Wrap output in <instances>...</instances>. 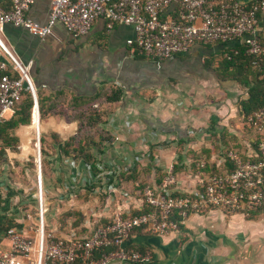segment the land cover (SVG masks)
<instances>
[{"label":"crops","instance_id":"1","mask_svg":"<svg viewBox=\"0 0 264 264\" xmlns=\"http://www.w3.org/2000/svg\"><path fill=\"white\" fill-rule=\"evenodd\" d=\"M243 1L249 4L255 0ZM179 2L180 0H174L163 14L164 19L175 16ZM12 3L13 0H0V12L9 10ZM50 13L51 0H35L28 17L45 26ZM259 23L263 28L264 13ZM1 36L13 54L29 67L37 99L39 96L43 101L46 115L44 119H48L44 122V134L51 138L56 136L61 142L68 140L69 136L75 134L78 124L67 122L64 120L70 119L67 115L54 114L55 111L63 109L68 115H72L70 113L93 104L99 106L102 111H106L107 115L104 114L105 117L102 118L108 119L106 128L114 138L111 144H106L105 152L111 151L117 155L120 159L117 162H126V169L131 160L139 159L134 167H129V171L136 175L132 178L134 180L139 179V172H151L150 168L164 172L157 179L151 177V181H148L151 184L146 183L147 181L142 183V177L136 181L141 183V187L155 188L171 168L175 175L178 174V163L172 166L168 161L172 150L161 148V142L175 139L177 143H182L196 130L203 131L205 136L206 133L212 134L208 127L213 119H236L238 116L245 119L239 112V100L236 107L213 104L211 100L214 93L213 78L220 76L221 71L220 63L214 68L213 61L221 55L224 58L228 49L242 46L240 40L229 44L197 45L190 52L179 54L173 60L159 61L147 57L136 45L128 44L129 40L135 39L132 26L119 24L108 30L105 19H98L89 33L78 38L70 34L61 23L55 25L51 34L43 39L12 24L2 27ZM6 60V55L0 49V62ZM9 74L12 77L18 76L11 65ZM222 77L220 76L219 81L225 82V91L229 83H239L223 80ZM117 90L121 94L120 100L109 103L108 100ZM35 113L40 121L35 137L40 141L42 125L38 107L34 115ZM34 115L31 125L21 126L15 132L22 141L24 154L30 152ZM194 136L201 138L202 133ZM209 149L213 150L214 145ZM39 150L40 145L36 150L37 160ZM205 151L202 150V154ZM188 152L192 153L190 149ZM255 153L252 152L250 156ZM48 154L59 156V147L48 150ZM233 154L235 153L229 155ZM181 155L177 162H182ZM208 161L197 164L194 183L187 187L185 182L177 183V193L188 194L201 189L198 175L202 171L200 165L206 164L203 169L206 173L210 167ZM64 163L66 166L69 160ZM56 165V161L50 163L51 172L58 171ZM225 165L217 163L212 166L218 169ZM38 174L43 204L42 172L39 171ZM109 180L112 181L113 178ZM110 185L115 187L112 183ZM38 196L40 198V193ZM121 199L124 204L130 199V203L137 204V210H141L145 204L139 192ZM134 205H123L122 211L132 213L136 210ZM244 218L239 213L232 214L228 224L222 210L192 214L177 232L162 236L137 229L125 241L124 246L141 253H150L152 264H264V221L248 224ZM5 249H9V241L0 234V251Z\"/></svg>","mask_w":264,"mask_h":264},{"label":"built area","instance_id":"2","mask_svg":"<svg viewBox=\"0 0 264 264\" xmlns=\"http://www.w3.org/2000/svg\"><path fill=\"white\" fill-rule=\"evenodd\" d=\"M173 2L51 0L49 21L43 26L28 17L35 0H13L9 10L0 12V49L7 57L0 62V124L15 114L16 103L24 92L29 91L33 96V115L38 104L29 67L2 39V27L6 24L23 27L43 39L61 23L78 38L89 33L98 19H105L108 30L119 24L132 26L135 39L128 44L136 45L147 57L159 61L173 60L197 45L229 44L237 40L242 41L247 54L264 56V28L260 27L258 19V15L264 13V0L249 4L243 0H180L175 16L164 19L163 14ZM10 65L17 77L9 74ZM246 120L249 126L264 129V107ZM254 156L255 161H243L231 155L235 169L222 173L207 174L203 172L206 164L202 163V171L198 174L201 189L188 194L177 193V178L171 168L160 185L143 193V203L152 209L151 212L132 216L120 211L110 223L95 228L89 235L58 238L53 233L46 234L45 209L41 204L36 227L32 223H21L23 227L13 225L6 230L4 237L9 241V249L0 251V264H152L150 253L124 246L135 230L145 229L163 236L179 231L192 214L217 209L249 215L264 207V139ZM136 161L131 160L129 167H134ZM100 169L114 178L121 167L109 161ZM113 191L110 185L109 192ZM26 220H31L29 214Z\"/></svg>","mask_w":264,"mask_h":264},{"label":"rangeland","instance_id":"3","mask_svg":"<svg viewBox=\"0 0 264 264\" xmlns=\"http://www.w3.org/2000/svg\"><path fill=\"white\" fill-rule=\"evenodd\" d=\"M223 60L222 55L216 57L213 61L214 68ZM219 80L220 77L218 76L214 77L212 81L214 93L211 100L213 104H227L236 107L238 100L247 97L246 89L241 83L228 82L229 85L226 87L227 91H225V82ZM47 120L41 118L40 169L36 157L37 139L34 131L31 136L32 143L29 153L24 154L22 152V141L15 135L20 127L14 132V135L18 138L17 142L13 143L11 148H7L4 152H1L0 149V234L4 235L10 226L20 225L21 223H32L34 227L38 225L42 204L38 196L41 186L39 171L42 172L45 232L46 234L53 233L58 238H68L73 234L76 236L88 235L95 228L105 224V221H112L114 215L122 211L123 205H134L130 203V199L126 204L122 203L121 197L132 196L136 192L140 193L141 183L136 181L143 177L142 183L146 181V183H149L151 177L157 179V177H162L164 173L157 172L156 169L153 171L150 168L151 172L149 173L146 171L144 174L139 172V179H129L128 177L133 175V172L125 168L126 162H117L120 161L119 157L111 151L99 154L97 147L94 146V142L99 144L100 138L103 137L95 129L98 127L97 124L85 127L82 135H90L86 137L87 139L84 142L90 148V152L98 158L99 168L104 167L109 161L116 162L121 167L120 172L115 175L112 181L109 180V175L103 174L102 170L101 175L96 176L91 164H87L80 158L73 160L71 157L66 158L61 154L45 157L42 148L45 153H48V150L57 148L61 141L44 134V122ZM64 120L78 124L74 134L76 135L80 129V124L77 121ZM106 127H102L104 131H107ZM208 129L211 130L212 134L206 133L207 136L204 135L203 131L196 130L182 143H177L175 139L160 143L161 148L164 150H172L170 157H168L169 164L174 166L178 163L176 165L181 168L177 171V183L185 182L186 187L191 185L192 182L194 183L198 171L197 164L209 160L208 157L206 158V154H202V150H209L212 145L217 147L215 155L213 154L208 161L210 167L208 166L206 173L211 174L216 169L212 165H217V163L226 164L227 155L231 152L242 156L244 161L251 160L250 154L255 149V145L264 139V129L249 126L246 118L244 119L241 116L236 117V119H213ZM201 133V138L194 136ZM92 134L93 136H91ZM74 135L69 136V138ZM41 139L44 140V143H41ZM111 143H107V145ZM0 147H2L1 143ZM189 149L192 153L188 152ZM180 154H182L181 163L177 162ZM65 160H69V164H66V166L64 165ZM53 161L58 164L56 165L57 172H51L50 170V163ZM225 166H221L220 169H224ZM49 179L51 183L48 184ZM111 183L115 187L114 191L110 193L109 186ZM136 206L137 204L133 208L136 209ZM223 212L228 223L232 218V214L226 211ZM28 214L31 216L30 221L26 220ZM243 216L248 224L264 221V211L255 216L251 214Z\"/></svg>","mask_w":264,"mask_h":264},{"label":"trees","instance_id":"4","mask_svg":"<svg viewBox=\"0 0 264 264\" xmlns=\"http://www.w3.org/2000/svg\"><path fill=\"white\" fill-rule=\"evenodd\" d=\"M262 14L258 15V19L260 20ZM264 28V25H263ZM224 60L220 62V76H223V80H234L242 84V86L246 89L247 97L239 100V112L245 118L255 111L264 107V56L256 57L247 54L246 48L244 46H240L234 49H228L224 55ZM219 76V77H220ZM26 95V96H25ZM121 94L119 90L114 94L112 98L108 100L109 103H115L120 100ZM38 104L40 111V118L44 119L46 117L44 113V105L43 101L38 96ZM34 108V99L32 94L29 91L24 92L21 99L16 103L15 114L7 121H4L0 124V143L2 147H0L1 152H4L7 148H11L13 143L17 142V137L14 135V132L21 126H28L32 123V115ZM75 110L76 108L73 107ZM105 111V110H103ZM102 108L97 107L95 104L91 105L88 108H83L81 111L72 112L68 115L67 112L61 110H56L54 114H62L67 115L70 121H77L80 124V129L76 135L70 137L67 141L61 142L58 144L59 152L61 156L75 160L82 159L87 164H91L92 169L96 176L101 175V169L98 166V158L95 157L90 152V148L85 145L86 137L90 135H82L84 132V128L90 125L97 124L98 133L100 136H103L99 140V144L94 142V146L97 147L99 154L105 153V146L107 143L114 141L113 136L109 131H104L103 126L107 125L108 119H103L105 117L106 111L103 112ZM107 115V114H106ZM103 116V118H102ZM93 136V134L91 135ZM107 136V137H104ZM55 139L56 136H54ZM261 142V141H260ZM255 145V149L253 152H259V144ZM41 143H44V140L41 139ZM217 147L214 149H209L204 152L206 154V158L210 160L212 155L215 153ZM42 152H44L45 157H49L48 153L42 148ZM214 152V153H213ZM232 153V152H231ZM234 153V152H233ZM238 158L242 159V156L235 153ZM73 156V158H72ZM243 160V159H242ZM256 157L254 154L251 156V160L255 161ZM244 161V160H243ZM208 166V165H207ZM224 169H215L213 173H222L223 170H234L235 164L232 160L231 155H227L226 166ZM180 166L176 167V171H178ZM208 169V168H207ZM124 176V174H123ZM136 175L133 174L129 179L134 178ZM163 179L159 182V185L162 183ZM150 187L142 186L139 187L141 196L146 189ZM152 209L144 204L141 210H134L132 213H129L132 216L142 215L145 213L151 212ZM264 211V207L260 208L257 211H252L249 213L252 216H255L259 212ZM227 212V211H226ZM127 216V214H125ZM111 221H105V224L110 223ZM104 225V224H103ZM19 227H23V225H18Z\"/></svg>","mask_w":264,"mask_h":264},{"label":"bare ground","instance_id":"5","mask_svg":"<svg viewBox=\"0 0 264 264\" xmlns=\"http://www.w3.org/2000/svg\"><path fill=\"white\" fill-rule=\"evenodd\" d=\"M34 116L35 117H34L33 126L31 128V130L34 131L35 133H37L39 130V126H40V121H39V117H38L37 113H35ZM39 145H40L39 140H37L36 146L39 147Z\"/></svg>","mask_w":264,"mask_h":264},{"label":"water","instance_id":"6","mask_svg":"<svg viewBox=\"0 0 264 264\" xmlns=\"http://www.w3.org/2000/svg\"><path fill=\"white\" fill-rule=\"evenodd\" d=\"M37 107L39 108V104H37ZM40 142V141H39ZM41 160V151L39 150V160H38V163H39V169H40V161ZM40 200H41V189H40Z\"/></svg>","mask_w":264,"mask_h":264}]
</instances>
